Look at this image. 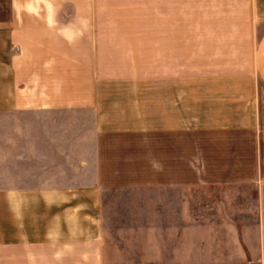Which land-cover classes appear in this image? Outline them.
Segmentation results:
<instances>
[{"label":"crops","instance_id":"crops-1","mask_svg":"<svg viewBox=\"0 0 264 264\" xmlns=\"http://www.w3.org/2000/svg\"><path fill=\"white\" fill-rule=\"evenodd\" d=\"M9 113L86 115L91 133L65 184L33 188L16 157L0 264H106L105 193L183 189L215 191L227 223L201 226L200 263L264 264V0H0Z\"/></svg>","mask_w":264,"mask_h":264},{"label":"rangeland","instance_id":"rangeland-1","mask_svg":"<svg viewBox=\"0 0 264 264\" xmlns=\"http://www.w3.org/2000/svg\"><path fill=\"white\" fill-rule=\"evenodd\" d=\"M90 133L86 115L0 114V185L24 149L26 155L31 151L33 188L72 180V168L78 165V155L87 151ZM215 193L204 189L105 193L106 264H202L198 253H190L199 243L201 226L215 231L227 224L217 220L221 212ZM205 215L212 221L202 222Z\"/></svg>","mask_w":264,"mask_h":264}]
</instances>
